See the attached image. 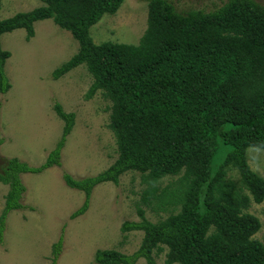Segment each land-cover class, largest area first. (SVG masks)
<instances>
[{
  "label": "trees",
  "instance_id": "obj_1",
  "mask_svg": "<svg viewBox=\"0 0 264 264\" xmlns=\"http://www.w3.org/2000/svg\"><path fill=\"white\" fill-rule=\"evenodd\" d=\"M42 1V7L0 19V91L12 86L5 69L12 53L2 47L1 36L24 28L30 40L35 22L53 19L79 43L78 52L55 69L54 79L87 66L93 83L86 98L102 92L111 101L109 127L118 146L106 170L82 178L64 174L69 187L85 193L71 217L89 209L97 185L119 184L128 171L140 173L147 185L144 203L156 199L159 207H170L169 216L157 222L140 207L141 220L122 227L143 231L139 249L133 254L99 249L95 263L137 264L145 258L158 264L156 256L165 252L166 264H264V234L256 236L263 222L250 212L254 202H264V177L248 157L250 147L264 149V4L226 0L211 11H180L172 0H147V28L140 42L131 44L97 43L91 35V28L116 14L125 0ZM55 109L65 125L46 162L35 167L15 157L0 172V182L9 186L1 240L5 218L24 207L21 174L61 164L76 114L59 103ZM178 175L176 189L160 185ZM62 241L61 236L54 244L53 264Z\"/></svg>",
  "mask_w": 264,
  "mask_h": 264
},
{
  "label": "rangeland",
  "instance_id": "obj_2",
  "mask_svg": "<svg viewBox=\"0 0 264 264\" xmlns=\"http://www.w3.org/2000/svg\"><path fill=\"white\" fill-rule=\"evenodd\" d=\"M178 10L211 11L226 0H172ZM264 4V0H257ZM42 0H2L0 19L44 6ZM148 25V1L125 0L114 15H105L91 28L95 42L119 41L138 44ZM27 31L19 28L1 36L2 47L12 55L5 69L11 82L8 92L0 91V172L11 158H19L31 166L46 162L61 140L65 122L55 106L61 104L75 112L76 121L62 149L61 164L41 173H23L26 191L21 199L24 207L11 211L5 218L0 239V264H53L54 244L63 237L56 264H96L99 249H117L133 254L141 245L143 231H123L127 221H140L138 209L157 222L169 216L166 209L152 199L144 203L147 185L140 173L128 171L119 184L97 185L90 207L82 215H71L85 201V193L67 185L64 174L76 178L94 176L111 166L118 156L114 132L109 127L111 101L102 92L88 99L93 83L87 66L81 65L58 79L53 72L78 52L79 43L70 31L59 27L53 19L35 22V35L27 40ZM251 167L264 177V149H248ZM178 176H168L160 184L178 187ZM9 186L0 182V219L6 205ZM33 207L34 209H32ZM179 209H177L178 211ZM176 211V212H177ZM250 212L263 222L256 234H264V202L253 203ZM1 238V237H0ZM158 264H166V254L156 256ZM137 264H148L140 258Z\"/></svg>",
  "mask_w": 264,
  "mask_h": 264
}]
</instances>
